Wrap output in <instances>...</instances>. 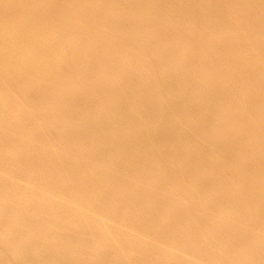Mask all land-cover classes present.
Returning <instances> with one entry per match:
<instances>
[{
    "label": "bare ground",
    "instance_id": "obj_1",
    "mask_svg": "<svg viewBox=\"0 0 264 264\" xmlns=\"http://www.w3.org/2000/svg\"><path fill=\"white\" fill-rule=\"evenodd\" d=\"M0 264H264V0H0Z\"/></svg>",
    "mask_w": 264,
    "mask_h": 264
}]
</instances>
